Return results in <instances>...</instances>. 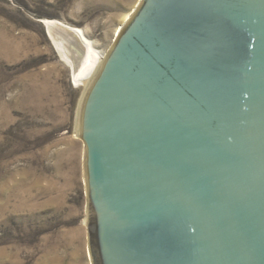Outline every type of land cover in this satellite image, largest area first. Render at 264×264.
<instances>
[{
  "label": "water",
  "instance_id": "water-1",
  "mask_svg": "<svg viewBox=\"0 0 264 264\" xmlns=\"http://www.w3.org/2000/svg\"><path fill=\"white\" fill-rule=\"evenodd\" d=\"M79 132L93 264H264V0H141Z\"/></svg>",
  "mask_w": 264,
  "mask_h": 264
},
{
  "label": "rangeland",
  "instance_id": "rangeland-1",
  "mask_svg": "<svg viewBox=\"0 0 264 264\" xmlns=\"http://www.w3.org/2000/svg\"><path fill=\"white\" fill-rule=\"evenodd\" d=\"M140 1L0 0V264H93L76 136L85 89L45 22L106 54Z\"/></svg>",
  "mask_w": 264,
  "mask_h": 264
},
{
  "label": "bare ground",
  "instance_id": "bare-ground-1",
  "mask_svg": "<svg viewBox=\"0 0 264 264\" xmlns=\"http://www.w3.org/2000/svg\"><path fill=\"white\" fill-rule=\"evenodd\" d=\"M45 23L49 34L54 40L62 57L71 61L74 70L73 76L75 77L74 79L76 80V83L78 85H84L85 97L86 91L88 90L93 78L98 73L107 56V53L99 54L90 43H86L85 36L81 29H74L54 20H48ZM123 27H119L117 29L115 36L120 34ZM80 42L86 46L85 52L79 47L80 45H78V43L80 44ZM85 76H88L86 80H84ZM79 134V129H77L76 136Z\"/></svg>",
  "mask_w": 264,
  "mask_h": 264
}]
</instances>
